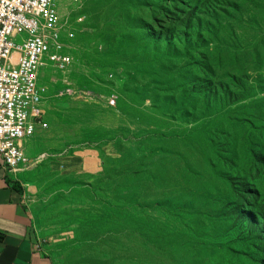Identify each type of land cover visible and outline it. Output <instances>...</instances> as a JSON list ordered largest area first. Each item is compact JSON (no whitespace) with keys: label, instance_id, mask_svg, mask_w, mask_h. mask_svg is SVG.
Wrapping results in <instances>:
<instances>
[{"label":"rangeland","instance_id":"obj_1","mask_svg":"<svg viewBox=\"0 0 264 264\" xmlns=\"http://www.w3.org/2000/svg\"><path fill=\"white\" fill-rule=\"evenodd\" d=\"M256 1L62 0L73 63L67 73L43 68L47 128L24 143L29 164L18 176L37 188L33 228L52 264H264V251L249 256L233 242L240 220L212 216L231 203L229 183L242 170L241 126H264V109L233 102L229 117L219 99L203 110L227 74L264 79ZM215 17L217 40L200 30ZM197 126L203 132L179 138ZM106 144L99 173L60 168L76 150ZM243 176L257 185L245 216L263 224L264 170ZM227 243L233 253L218 247Z\"/></svg>","mask_w":264,"mask_h":264},{"label":"built area","instance_id":"obj_2","mask_svg":"<svg viewBox=\"0 0 264 264\" xmlns=\"http://www.w3.org/2000/svg\"><path fill=\"white\" fill-rule=\"evenodd\" d=\"M61 2L0 0V161L14 181L29 164L24 143L47 128L43 68L67 73L73 63L65 51L73 35L59 17Z\"/></svg>","mask_w":264,"mask_h":264},{"label":"trees","instance_id":"obj_3","mask_svg":"<svg viewBox=\"0 0 264 264\" xmlns=\"http://www.w3.org/2000/svg\"><path fill=\"white\" fill-rule=\"evenodd\" d=\"M246 1H248L251 5H257L256 0ZM239 13L240 11L237 10L234 15H239ZM213 20L211 19V22H207V24L204 26H200V30L208 32L209 34H213L217 40L216 32L219 21L216 17ZM254 77V80L249 82L248 80L245 81V79L239 76L227 74L228 80L226 82H213L212 92L211 94L209 93V95L205 98V100L208 99L212 102L205 103L203 110H206V107L209 108L216 106L219 99L221 100V106L226 105L223 106V108H227L226 114L229 117L233 112L230 108V103L233 102L241 103L242 107L245 106L248 108L264 109V79L261 75ZM240 81H242L241 84L244 85V88L242 89L241 93H236V95L239 96L235 97L232 95V92L235 90L234 86L236 85V82ZM216 84L219 85V87H217ZM191 93L195 96H199L194 87L192 88ZM259 95L260 97H258ZM248 100L249 102L245 103ZM241 127L244 139L241 147L244 148V151L242 152L241 157L237 159V163L240 162L241 159L242 170H237V172H235L237 177L231 178L232 182L229 183L231 187L232 201L229 203V205H223L220 209L215 211L212 216L218 219L219 217L227 218L233 215L236 217L235 219L240 220L241 225L239 229H237L236 238L233 240V242L247 249L249 251V256H256L257 254H260L262 251H264V223L258 224L251 215L245 216L243 205L245 203L247 194L251 193L252 191L257 192V185L250 182L248 177L238 176H240L241 172H246L247 169H250L254 173H259L262 169L264 170V154L261 155L257 152V143L260 136L264 133V126H256L253 122H248L246 127ZM201 132L203 131L200 129V126L193 127L192 129L185 130L183 135L179 136V138L188 139V133L200 134ZM108 141L110 140H105L104 143ZM244 160H246V163H244ZM168 203L170 204L171 202L169 201ZM159 205H162V202H159ZM181 206H187L188 208L193 209L192 203L181 204ZM230 246L231 245L227 243L218 247L224 249L228 253H233L234 251L230 248ZM253 251L255 253H252Z\"/></svg>","mask_w":264,"mask_h":264},{"label":"crops","instance_id":"obj_4","mask_svg":"<svg viewBox=\"0 0 264 264\" xmlns=\"http://www.w3.org/2000/svg\"><path fill=\"white\" fill-rule=\"evenodd\" d=\"M108 149L107 144L80 148L61 159L60 168L64 174L95 175L102 170L103 151L110 155ZM18 176L8 178L0 161V264H52L33 228L37 188Z\"/></svg>","mask_w":264,"mask_h":264}]
</instances>
